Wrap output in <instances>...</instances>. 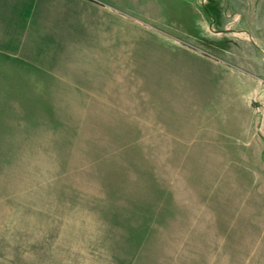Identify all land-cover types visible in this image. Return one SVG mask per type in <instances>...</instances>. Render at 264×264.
<instances>
[{"label": "rangeland", "instance_id": "1", "mask_svg": "<svg viewBox=\"0 0 264 264\" xmlns=\"http://www.w3.org/2000/svg\"><path fill=\"white\" fill-rule=\"evenodd\" d=\"M0 264H264V0H0Z\"/></svg>", "mask_w": 264, "mask_h": 264}, {"label": "water", "instance_id": "2", "mask_svg": "<svg viewBox=\"0 0 264 264\" xmlns=\"http://www.w3.org/2000/svg\"><path fill=\"white\" fill-rule=\"evenodd\" d=\"M252 105H253L254 107H257V106H258L255 102H253Z\"/></svg>", "mask_w": 264, "mask_h": 264}]
</instances>
